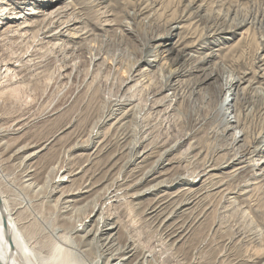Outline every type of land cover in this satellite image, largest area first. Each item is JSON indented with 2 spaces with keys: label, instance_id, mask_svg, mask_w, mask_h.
Wrapping results in <instances>:
<instances>
[{
  "label": "rangeland",
  "instance_id": "rangeland-1",
  "mask_svg": "<svg viewBox=\"0 0 264 264\" xmlns=\"http://www.w3.org/2000/svg\"><path fill=\"white\" fill-rule=\"evenodd\" d=\"M68 1L74 2L72 5L75 4L77 8L83 7L82 0H67V3ZM141 1H145L142 8L145 6L149 8H146L136 21L123 17L121 20L126 23L122 27L114 21L116 14L124 13L120 10H111L108 6L109 4L114 6L113 0L102 5L100 9L94 10L88 7L75 10V7L70 5L69 9L60 11V22L64 24L70 21V17L81 19L82 22L75 23L67 32L72 37L78 38L62 37L51 41L50 38L44 39L41 32L31 31L26 38L15 39L8 45L6 60L14 61L21 67L19 71L11 67V70H15L14 72L10 70L9 73L0 76V129L13 134L4 140L3 147H6L8 151H0V188L11 206L20 207L21 218L34 216V211L39 212L42 209H45L46 214L50 216L54 213V201L59 194L54 195L51 206H42L40 202L29 203L27 199L31 201L34 199L35 193L32 190L35 189L24 187L23 178L30 168L22 164L23 158L12 157L9 154L17 144L42 142L52 136L57 137L47 152L45 151L44 156L33 165V169L37 168L34 180L43 187L41 192L44 195L47 193V184L51 176L49 163L68 169L83 165L88 154L95 150L104 136L114 145L115 137L124 131L130 135L129 141H131L134 139L136 128H142L141 126L146 128L143 134L138 128L140 142L143 144L139 152L146 148L151 154L148 156L149 159L140 162L138 166L134 165L127 169L128 174L133 168L139 170L136 167L141 166L142 169L152 167L163 150L178 141H184L183 138L187 134L188 140L186 139L184 143L182 141L180 148L167 156L173 168L170 167L171 169L164 177L172 178L185 173L201 174L207 162L218 165V162L221 163L228 157L230 150L228 151L227 148L231 141L219 136L215 139L206 134L208 126L204 129H196V124L199 120L205 119L211 112L212 106L220 100L226 99L227 103H230L227 108L231 109H228L229 113H232L231 119L236 122L235 131L245 134L242 138L244 141L239 144L241 147L249 150L251 146H257L264 136V0ZM67 3L65 1L61 5L64 6ZM191 5L194 7L192 8ZM198 5H201L205 11L201 13V21L200 18L195 19L193 15ZM133 12L134 9H128V13ZM96 13L106 16L101 19L99 25L86 20L87 17ZM157 21L162 28L167 25L178 28L172 38L165 43L160 40L153 43L154 47L164 45L157 48L159 58H150L156 61L151 65L152 67L146 63L137 64L133 75L134 80L125 85L130 69L136 65L135 62L142 54L135 46L138 43L135 41L137 33L132 34L131 29H135L140 22L148 25L152 22L150 24L152 27L149 25L146 31L160 36L164 33L163 29L158 31V28L153 27ZM237 21L243 23L242 26L235 25ZM169 23L172 24L169 25ZM222 30L226 32L221 33ZM81 31L89 33L84 35ZM72 69L75 71L74 77L63 78ZM170 69H181L184 73L171 78L169 81L171 89L158 94ZM212 71L216 76L213 80L207 81L206 76ZM238 78H244L242 84L238 86L240 92L245 98L253 101L251 107L245 112L249 116L243 126L237 122L238 119L240 121L244 119L242 112L233 107L237 100V96L231 94L234 92L214 90V87ZM182 93L187 97L193 94V100L199 104L205 97L204 109H193L191 105L183 103L176 105L174 102V109L168 110L169 107L166 108V105L157 107L154 104L157 100L163 101L165 97L174 99V96ZM122 96L134 97L135 103H139L140 111H143L144 115L138 124L134 118H131L125 128L118 132L112 127L115 120H111L101 127L99 130L101 136L92 146L71 151L70 147L73 143L86 142L89 133L93 129L97 130L103 113L110 109L112 99ZM155 107H157L155 111L151 110ZM16 121L18 123H15ZM15 129L19 135L15 133ZM191 142L193 146H199L203 152L198 160H189L194 155V150L189 148ZM68 157L73 160H67ZM263 158L264 146L253 159L259 162ZM101 161V163L96 162L92 170H99L100 165L105 164L103 159ZM168 162L170 161L167 160L165 164ZM159 171L163 172L162 169ZM223 171L213 172L215 177L217 176L215 182L224 183L225 189H223L230 193L232 191L229 201L233 200L238 210L234 214H232V208L226 212L221 211V193L202 201L197 199L193 207L192 205L184 207L189 209L181 216V220L192 219L201 214H204L205 220L196 228L191 238L189 246L191 252H185L183 256L187 261L192 259V251L199 249L209 237L212 248L203 254H197V257L202 260L201 264H230L231 262L263 264L264 215L252 213L247 205L246 197L240 192L242 188V192L249 190L247 194H250L254 186L253 188L252 185L247 188L241 187L243 181L249 177L248 174L235 176L233 168L225 170L224 173ZM128 174H124V177ZM160 180L157 178L153 182L152 180L144 182L137 189L144 190L154 186ZM187 184L188 182H181L170 192L175 194L174 192L178 190L189 188L191 185ZM79 186L78 179L68 189L75 191ZM199 186L200 184L197 187ZM160 191L140 200L142 203L140 209H123L119 214L124 226L146 250L155 247L160 233L144 222L143 210L154 203V198L165 193L163 189ZM177 193L179 197L181 196L180 199L189 196L188 194L186 196L184 192ZM94 201L90 202L89 206ZM227 203L226 201L224 205L228 206ZM89 206L81 208L77 217H84L91 209ZM96 218L97 215L88 223L87 230L93 228L95 231ZM114 222L115 220L108 221L106 228L112 226ZM215 229H218L216 235L212 233ZM240 229L245 231L246 240L242 246L239 245L241 248L230 249L229 241L234 240ZM103 238L106 237L103 236ZM223 255H226L228 260L221 263ZM96 257L97 253L93 250L90 258L96 259ZM166 259L168 258L164 261Z\"/></svg>",
  "mask_w": 264,
  "mask_h": 264
},
{
  "label": "bare ground",
  "instance_id": "bare-ground-1",
  "mask_svg": "<svg viewBox=\"0 0 264 264\" xmlns=\"http://www.w3.org/2000/svg\"><path fill=\"white\" fill-rule=\"evenodd\" d=\"M65 1L67 3V0H0V76L9 73L11 67L19 71L20 65L14 61L6 60V50L13 40L26 38L31 31L35 33L41 32V36L44 39L50 38L52 39L51 41L59 40L62 37L68 39L78 38L72 37L67 32L70 31L71 26L75 25V23L82 22L81 19H73L70 17V21L66 20L67 22L64 24L60 22V11L69 9L70 5L74 3L68 1L69 4L67 3L62 6L61 4ZM108 1L112 0H82L81 5H83V7L77 8L75 4L72 6L75 7V10H81L85 7L94 10L100 9L101 6L108 3ZM113 1L115 3L114 6L111 4L108 5L110 9L120 10V12L124 13L116 14L114 23L120 27L125 26L124 24L126 23L122 22L121 19L123 17L136 21L140 18L143 11L149 8L148 6L142 8L145 1L141 0ZM191 7L193 8L194 6L191 5ZM129 8L134 9L132 14L128 13ZM196 9V13H193L194 18H200L201 21V13L204 11L203 7L198 5ZM188 15L189 13L187 16ZM104 17L106 16L102 13H96V15L87 17L86 20L89 21V23L99 25L101 19ZM47 20H49V22H47ZM151 23H149V25ZM170 24L172 23H169V25ZM242 24L243 23L237 21L235 25L242 26ZM149 25L145 23L141 24L140 22V24L135 26V29H131L133 31L132 34H134V32L137 33L135 41L138 43H136L135 46L138 47V51L142 54L135 62L136 65L130 69L127 81L124 82L125 85L134 80L133 75L136 72L135 68L137 64L146 63L149 67H152L151 65L156 61L150 58H159L157 48L164 45L154 47L153 43L158 40L165 43V41L172 38L175 30L178 28L172 25H167L162 28L161 24H158L157 21L153 24V27L158 28V31L163 29L164 32L162 35L158 36L146 31ZM81 32L84 35L89 33L88 31ZM224 32H226V30L221 33ZM40 40H42V38H40ZM67 49L70 48L67 47ZM11 71L14 72L15 70ZM183 73L184 71L181 69L168 70L167 79L164 80L162 86L160 85L161 87L158 90V94L171 89V83H169L170 79ZM74 75L75 71L72 69L69 73H66L63 78L71 79ZM215 76L216 74H214L213 71L209 72L206 76L207 81L213 80ZM243 80L244 78L233 79L229 80L228 83L224 82L222 85L214 87L215 91L223 92L228 90V93L233 91L234 93L231 92V94H235V97L237 96V100L235 99L236 103L233 107L234 109L240 110L239 112L243 114L242 117H244V119L241 121L240 119L237 120L242 126L246 124L249 116H247L245 112L248 111V108L253 104V101L245 98L239 90L238 86L242 84ZM191 95L194 96L193 94ZM192 96L189 95L187 97L182 93L178 96H174V99L165 97L163 101L166 104H163L164 102L162 100H157L154 104L157 107L166 105V108L169 107L168 110L174 109V102L176 105L180 103L191 105L193 109H204L205 105L203 102H205V97L201 101V104H199L195 103ZM135 102V98L131 96H122L112 99L110 109L103 113L97 130L93 129L89 133L86 142L81 144L78 142L73 143L70 150L77 151L92 146L101 136V132L99 131L101 127L111 120H115L112 123V127L118 132L125 128L127 123L131 121V118H134L138 124V121L143 117L144 113L140 111L139 103L136 104ZM229 104L226 99L218 101L216 105L212 106L209 115L205 119L199 120L196 124V129H204L208 126L206 134L215 139L219 136L231 141L229 148H227L228 151L230 150L228 157H226L223 162H218L219 164L216 166L213 162H207L201 174L194 173L193 175H189L185 173V175H178L172 178L170 176L164 177L168 174L167 172L171 169L170 167L173 168V164L167 156L179 149L183 140L163 150L152 167L146 169H142L141 166L136 167V169L138 168L139 170L133 168L130 170V174H128L129 171L127 169L134 165L138 166L140 162H144L151 154L150 150L146 148H143V150L139 152V149L142 148L143 145L142 142H140V133L143 134L146 127L141 126L142 128H139L137 126L140 129V133H138L139 130L136 128L134 139H131V141H129L130 135L124 131L120 132L119 135L115 137L116 143L114 145L104 136L103 139L98 142L95 150L88 154V158L83 165L81 164L75 168L68 169L66 167L59 168L57 165L54 166L49 163V173H51V176L47 184V193L45 192L46 194L43 195L41 192L43 187L34 180L37 168L33 169V165L44 156L49 146L57 137L52 136L42 142L17 144L10 150L9 154L12 157L19 156L20 159L23 158L22 164L30 168L23 178L24 187H32L35 189H31L35 193V196L32 201L31 199H27L29 203L40 202L42 206H51L54 195L59 194V196L54 201L53 207L55 210L50 216L46 214L45 209H42L39 212L34 211V216L30 215L29 217L21 218L20 207L11 206L8 202V198L0 188V262L2 264H201L202 260L197 257V254H203V252L212 248L211 243H209V237L203 242L199 249L192 251V259L187 261L183 255L185 252H191L189 248L191 238L196 228L205 220L204 214L197 215L192 219L181 220V216L189 209H184V207L190 205L193 207L197 199L198 201H202L211 198L212 195L221 193V211L226 212L232 208V214H234L238 210L237 204L233 202V200L229 201L230 195L233 194L232 191L230 193L228 190H224V183L219 184L215 182L217 176L215 177L213 172L220 170L228 171V169L233 168V174L235 176L240 177L241 175L248 174L249 177L243 181L241 187L247 188L252 185V188L253 186L254 188L251 189L253 191L252 193L250 192V194H247L249 190L242 192L243 189L241 188V195L246 197L248 201L247 205L250 207L252 213H262L264 215V158L259 162L253 159L254 156H257L259 151L263 150L264 136H261L262 138L261 140L259 139L260 141L257 146H251L249 150L244 149L243 146L241 147L239 144L244 141L242 138L245 134L235 131L236 127L234 124L236 122L231 119L232 113L230 114L228 111L230 108H227ZM157 107L151 108V110L155 111ZM15 123L18 122L16 121ZM15 131V133H17L16 129ZM17 134L19 135V133ZM9 135L13 134L1 131L0 129V151H8L3 145L5 144L4 140H6ZM183 139H185L183 143L186 139L188 140V134ZM189 148L194 150V155L191 156L189 160H198V157L203 155L199 146H193L192 142L189 144ZM102 159L105 164L100 165L101 167L99 170H92L94 164L96 162L101 163ZM67 160L73 159L68 157ZM167 160L170 162L165 164ZM160 169H162L163 172L159 171ZM126 173L128 176L124 177ZM155 174H158V176H155ZM97 176L100 177L97 178ZM157 178L161 180L154 186H150L144 190L137 189V187H140L144 182L151 180L153 182V180ZM78 179L80 180L79 188L75 191L68 189L73 186ZM184 181L188 182L191 186L178 190L177 192H184L186 196L187 194L189 196L185 199H180L181 196L179 197L177 192L173 194V192L170 191ZM199 184L200 186L197 187ZM162 189L165 193L154 198V203L143 210L145 216L144 222L160 233L159 241H157L155 247L151 250H146L140 246L139 242L134 238V235L124 226L122 220L119 218V214L123 209H140L142 207L140 200ZM190 196L195 199H191ZM96 198L98 199L96 200ZM92 201H94L93 204L89 206V203ZM226 201L228 202V206L224 205ZM85 206L91 207L90 211L85 214L84 217L78 218L77 213ZM96 215L97 218L94 220L96 223L95 231L93 228L87 230L88 223L91 222ZM110 220H115V222L112 226L106 228L107 222ZM217 230L218 229L213 230L212 233L216 235ZM244 232L245 231L240 229L236 233L234 240L229 241L230 249L241 248L240 246H242L246 240ZM103 236L106 238H103ZM93 250L97 253L96 259L90 258V253ZM165 258L168 259L164 261ZM184 260H186V262ZM226 260H228L226 255H223L221 263ZM230 264H236V262H231Z\"/></svg>",
  "mask_w": 264,
  "mask_h": 264
},
{
  "label": "water",
  "instance_id": "water-1",
  "mask_svg": "<svg viewBox=\"0 0 264 264\" xmlns=\"http://www.w3.org/2000/svg\"><path fill=\"white\" fill-rule=\"evenodd\" d=\"M0 264H2V263L0 262Z\"/></svg>",
  "mask_w": 264,
  "mask_h": 264
}]
</instances>
